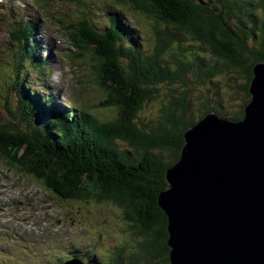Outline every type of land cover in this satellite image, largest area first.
<instances>
[{
  "label": "trees",
  "instance_id": "16d2710c",
  "mask_svg": "<svg viewBox=\"0 0 264 264\" xmlns=\"http://www.w3.org/2000/svg\"><path fill=\"white\" fill-rule=\"evenodd\" d=\"M116 1L120 8L143 14L150 22L152 37L148 39L155 44L149 52L136 45L135 37L127 39L123 30L114 29L105 36L83 22L71 27V38L84 52L80 57L93 54L97 60L95 80L103 92L102 106L112 108L116 116L98 124L100 117L86 111L78 117L81 121L76 125L81 127L60 128L42 121L41 113L22 97L21 108L9 111L11 122L0 114V151L46 179L56 196L116 208L122 237L113 234L117 239L111 246L117 247V255L110 256L108 264H171L168 219L158 202L168 187L167 170L181 158L187 130L206 114L234 121L245 117V107L252 100L253 69L264 62V0ZM24 37L19 34V41ZM189 37L202 44L198 55L190 53L191 60L183 56L184 39ZM205 52L219 59L220 67L209 64L212 58L203 56ZM217 73L220 78L228 73L230 78L218 80L219 85L212 79ZM8 76L1 77L6 85H10ZM188 76L205 87L198 99L188 91ZM172 85L175 90L164 96L162 88ZM223 87L231 91L230 102H241L231 107L228 116L221 115ZM173 92L178 93L176 98ZM166 96L171 101L162 104L158 116H140L146 104ZM80 221L90 230L88 218L80 217ZM97 246H92V259L96 252L106 259L107 253ZM6 253L0 252V264H13L6 261L11 257ZM77 253L68 257L84 259L86 254ZM94 259V264H106Z\"/></svg>",
  "mask_w": 264,
  "mask_h": 264
},
{
  "label": "water",
  "instance_id": "95a60500",
  "mask_svg": "<svg viewBox=\"0 0 264 264\" xmlns=\"http://www.w3.org/2000/svg\"><path fill=\"white\" fill-rule=\"evenodd\" d=\"M249 92L241 121L209 113L167 170L171 264H264V62Z\"/></svg>",
  "mask_w": 264,
  "mask_h": 264
},
{
  "label": "rangeland",
  "instance_id": "374dc122",
  "mask_svg": "<svg viewBox=\"0 0 264 264\" xmlns=\"http://www.w3.org/2000/svg\"><path fill=\"white\" fill-rule=\"evenodd\" d=\"M48 1L50 0H45V2ZM108 2L111 3L108 0H103L102 2H97V0H86L82 6H76L75 4H72L70 2L67 4L62 2V5L60 7L54 6L53 8H50L51 12L49 14L44 12L42 8L39 7L41 11L40 14L43 16V21L45 19L44 23L47 27L46 34L49 36V38L42 39L35 34L33 35L34 38L37 39L40 43H45L46 41V43L52 45L53 41H51V39L56 40L57 43L61 42V45L63 44L64 49L71 52L69 55V60L71 62L66 68L68 77L71 79V93L75 97H77L80 107L86 108L87 111L93 112L97 117H100L98 124L104 123L109 119H113V117L116 116V112L112 108L110 109L102 106L101 102L103 101V92L101 91V88L97 81L94 79L96 77L95 65H97V60H95L93 54L87 55L84 58L76 56V53H80V50L82 51V49L81 47L80 50L76 49V45H74V39L71 38L73 30H70L68 25L73 24V20L69 19L68 16L76 17L82 15L86 16L88 19L89 12L92 13L93 10L90 9V7L98 10L99 12L103 8H106V4ZM7 3L8 2H1L0 8H2V4H6L7 9H9V7L12 5V2L8 4ZM111 4L116 6L117 8H120L122 6V4L118 2L115 4ZM67 7H70V9L67 10ZM116 7H112V9L120 10ZM63 8L67 13L62 14L60 12ZM53 11H55V16L59 14L60 17L57 19L54 18L52 20ZM124 11L126 13L128 22L130 24H134L133 26L135 28L138 27V29L143 32L146 45L150 47L155 44V41L152 40L151 42L150 39H148L152 37V32L149 26L150 22L147 21V18H145L143 14L138 13L136 15L132 11H128L127 9ZM62 16L65 19H63ZM94 17L98 18L97 15L95 16V14ZM119 20L122 22L121 17L119 18ZM27 22H29V20L23 21V25ZM75 23H77V20ZM5 26L4 23L0 22L1 59H5L8 57L6 53L7 50L6 48H4L5 43H7L6 41L9 39L5 30ZM179 39H181V37H179ZM184 41L187 48L184 51L183 56L186 57V59L191 60L190 53L198 55V53L201 52L198 47L202 46V44L201 42H199V40H196L198 41L196 42L193 38L190 37L185 38ZM8 42L9 43H7V46L9 47L10 44H12L14 41L9 39ZM77 44L78 46L80 45L79 42H77ZM63 47H61V49H63ZM92 49L94 50V48ZM93 52L96 51L94 50ZM80 55H82V53H80ZM203 56L212 58V63L210 62L209 64H212L213 66L221 64L220 60L217 58L214 59V57H212V53L210 52H205ZM167 60H172V62L175 63V59L173 56H168ZM87 65H92L91 72L87 69ZM31 66H33V64L29 63L28 67L31 68ZM72 73L74 74V76L72 75ZM218 75L219 74L217 73L215 74V77H212V79H215L217 81L216 83L221 80L225 81V76L230 78V76H228V73H224L221 78L218 77ZM186 81L188 83V91L190 90L194 98L197 97V94L200 90H203L205 88L202 87L203 85H200L199 82H197V79H193L191 76H188L186 78ZM173 86L174 85H172L171 87L164 86L162 88V94L165 96L166 93L168 94L170 91H174L175 88L179 87H177V84L175 85V88H173ZM68 87L69 85L67 86V90ZM221 91L222 94L224 93V96L222 98L225 104V108L223 110L221 109L223 111V114L221 115L228 116L231 107L234 108L236 105L240 106L241 102L238 100L230 102L228 100L231 91L227 87H223ZM211 94L212 97L215 96L212 90L209 93V96ZM172 95H174V97L176 98L178 93L173 92ZM204 95H206V92H204ZM170 101L171 96H166V100L158 98L152 105H150V103L146 104L140 116L142 118L152 117L153 115L158 116L160 110L163 107L162 104L164 102L168 103ZM1 107L6 111L9 109V107H7L3 103L1 104ZM212 107L215 108L214 104L212 105ZM207 115L208 114H206V116ZM5 121L7 122L11 120L9 117H5ZM42 121H44V118H42ZM66 123L68 124L67 127L69 128L72 127L71 125L74 126V123L70 125L69 118L66 120ZM0 126L2 125L0 124ZM64 127L65 125H62V128ZM24 150L27 149H21L22 152ZM4 159L9 161L8 164L12 163L11 166L4 162ZM53 192L54 190L52 186H50L46 179L30 171L24 164L14 160L13 158L10 159L8 155L3 154V152L0 151V230L5 234H10L0 241V252L5 253L7 251L5 255H7V257L11 256L10 258L6 259V261L12 262L13 264H30L31 262V264H35V262L37 264H42V261L46 264H63L60 259H64L68 262L70 260H73L71 261V263L65 262L64 264H94L92 260L94 259V257H97V262H106V264H108L107 259L110 256L116 257L117 255V247H113L114 245L112 242L117 238L113 234L117 235L119 238L122 237L118 232L120 221L116 216L119 215L116 211V208H113L111 205H104L102 203L98 204L94 200L83 202L76 198H62V196H56V194H53ZM59 198H62V200H58ZM5 203H12L14 207L10 208L9 210H3L5 208ZM42 210H46L45 212L47 213V216L46 214H43ZM72 212H74V214ZM80 217L88 218V220L90 221V230L86 225L84 226V223H82V221H80ZM29 218H38L40 222H43L47 225H52L54 223V229L56 231L49 230L45 226V224L38 223L37 225L32 226L31 219ZM54 219L57 220L56 223ZM78 221H80L81 224ZM65 226L66 229H61ZM106 227L112 228V230L109 232H105L107 231ZM4 230L11 231V233L4 232ZM85 232H89L87 233V238H85ZM24 233H26L27 240L25 242H21V247H19L18 244H14V242L16 243L17 241H20L22 239V234ZM71 233L74 236H77V239L81 237L85 238L79 241V247L76 248L81 249L83 252H85L87 257L84 256V259L87 258V260L85 259L87 263H83L82 260H79L81 259L79 257L69 258L67 256V252L71 250L70 246L73 245L70 241L72 237ZM111 235L113 236L110 237ZM103 237L105 239H103ZM38 239L41 240V243H36ZM100 239L104 241L100 242ZM95 243L99 245L97 246V250H101L107 253L106 259L104 255H102V257L98 255V252L93 253L92 259V248L96 246ZM33 244L35 245L33 246ZM40 244L41 249L38 250L37 245ZM66 247L68 248L66 249ZM108 248H112V251H110V249ZM32 249H36L37 252H34V250ZM12 254L15 258H17V261H15L16 259H12ZM0 258H2L1 255Z\"/></svg>",
  "mask_w": 264,
  "mask_h": 264
},
{
  "label": "bare ground",
  "instance_id": "6f19581e",
  "mask_svg": "<svg viewBox=\"0 0 264 264\" xmlns=\"http://www.w3.org/2000/svg\"><path fill=\"white\" fill-rule=\"evenodd\" d=\"M72 1L76 2V4H75L76 6H82L83 5L82 4V0H72ZM72 1H70V2L72 4H74ZM100 2H102V1H100ZM77 9H76V11H77ZM68 17H69V19L73 20V24L68 25L69 27H72L75 24L76 20L79 23L80 16H76V17L68 16ZM62 18L65 19L63 16H62ZM30 21H32V19H30ZM17 24L19 25V28H20V32H17V40H19V38H18L19 34L25 36L24 39H22L21 43H26L29 40V38L35 39L34 36H33L34 34L39 36V38L46 39V37L43 35V33L40 32L39 29H38V32H36L31 26L23 27L19 23V21L17 22ZM38 27H40V26H38ZM72 33L74 34V31ZM53 45H55L54 42H53ZM74 45H76V49L80 50V45L78 46L77 42L75 43V41H74ZM24 53H26V52L24 51ZM80 53H84V52L80 50ZM56 63L58 65V67H59V62L57 61ZM66 65L68 66V62L66 63ZM87 69L91 72L92 71V65H87ZM52 71L55 72L53 69H52ZM68 93L69 94L71 93L69 87H68ZM65 97H67V96H65Z\"/></svg>",
  "mask_w": 264,
  "mask_h": 264
}]
</instances>
